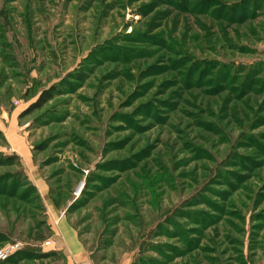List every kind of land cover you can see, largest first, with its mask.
Segmentation results:
<instances>
[{
  "label": "rangeland",
  "instance_id": "1",
  "mask_svg": "<svg viewBox=\"0 0 264 264\" xmlns=\"http://www.w3.org/2000/svg\"><path fill=\"white\" fill-rule=\"evenodd\" d=\"M77 263L264 264V0H0V264Z\"/></svg>",
  "mask_w": 264,
  "mask_h": 264
},
{
  "label": "crops",
  "instance_id": "2",
  "mask_svg": "<svg viewBox=\"0 0 264 264\" xmlns=\"http://www.w3.org/2000/svg\"><path fill=\"white\" fill-rule=\"evenodd\" d=\"M56 224H57L56 230L60 236V241H62L67 251L73 256V258L76 259V261H83L84 260L82 253L83 249L74 239V235L70 230L69 226L63 223V221H59V220L56 221Z\"/></svg>",
  "mask_w": 264,
  "mask_h": 264
},
{
  "label": "trees",
  "instance_id": "3",
  "mask_svg": "<svg viewBox=\"0 0 264 264\" xmlns=\"http://www.w3.org/2000/svg\"><path fill=\"white\" fill-rule=\"evenodd\" d=\"M51 93H50V91L49 90H44L41 94H40V96H39V102H40V104H43V103H45L47 100H49V98H51V95H50ZM52 252H49L48 253V255L49 254H51Z\"/></svg>",
  "mask_w": 264,
  "mask_h": 264
},
{
  "label": "built area",
  "instance_id": "4",
  "mask_svg": "<svg viewBox=\"0 0 264 264\" xmlns=\"http://www.w3.org/2000/svg\"><path fill=\"white\" fill-rule=\"evenodd\" d=\"M50 243H51L50 240L45 241V244H46V245H50ZM77 264H88V263H77Z\"/></svg>",
  "mask_w": 264,
  "mask_h": 264
}]
</instances>
